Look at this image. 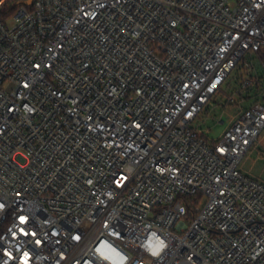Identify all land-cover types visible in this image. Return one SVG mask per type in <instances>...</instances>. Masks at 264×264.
I'll return each instance as SVG.
<instances>
[{"label": "built area", "instance_id": "built-area-1", "mask_svg": "<svg viewBox=\"0 0 264 264\" xmlns=\"http://www.w3.org/2000/svg\"><path fill=\"white\" fill-rule=\"evenodd\" d=\"M254 61L264 0H0V264H264Z\"/></svg>", "mask_w": 264, "mask_h": 264}, {"label": "rangeland", "instance_id": "rangeland-1", "mask_svg": "<svg viewBox=\"0 0 264 264\" xmlns=\"http://www.w3.org/2000/svg\"><path fill=\"white\" fill-rule=\"evenodd\" d=\"M6 25L10 28L13 26V21L7 20ZM255 71L254 74L259 79L258 91L254 88L249 94V98L242 104V107L248 106L251 102L255 101L254 98L259 91L264 90V69L260 65L259 61L253 62ZM235 72L231 74L227 82L222 88V93L216 97L207 105L205 111L194 122V126L202 130L204 135L209 140H217L226 127L229 125L230 118L235 117L239 109L235 104L227 105L228 97L234 93L236 82L233 77ZM227 107L224 109L223 107ZM264 137V133L261 135ZM242 171L251 178L264 184V153H262L260 147L252 149L241 161Z\"/></svg>", "mask_w": 264, "mask_h": 264}, {"label": "crops", "instance_id": "crops-1", "mask_svg": "<svg viewBox=\"0 0 264 264\" xmlns=\"http://www.w3.org/2000/svg\"><path fill=\"white\" fill-rule=\"evenodd\" d=\"M240 169H241V171H242V166H240ZM243 172V171H242ZM244 173V172H243ZM246 174V173H245Z\"/></svg>", "mask_w": 264, "mask_h": 264}]
</instances>
